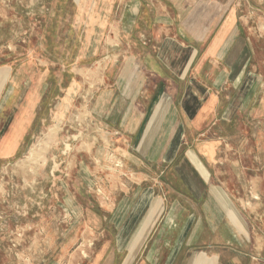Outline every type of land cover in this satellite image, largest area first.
Wrapping results in <instances>:
<instances>
[{
	"label": "rangeland",
	"instance_id": "rangeland-1",
	"mask_svg": "<svg viewBox=\"0 0 264 264\" xmlns=\"http://www.w3.org/2000/svg\"><path fill=\"white\" fill-rule=\"evenodd\" d=\"M159 3L173 20L178 0H0V141L28 100L34 106L21 149L0 154V264H126L116 245L119 205L133 206L149 187L161 198L162 223L175 203L198 212L175 166L205 140L219 142L212 170L264 231V0H234L247 73L223 91L204 132L183 135L174 164L129 165L111 119L97 116L113 46L146 35L126 31V13L138 6L154 15ZM179 247L174 264H187L192 247Z\"/></svg>",
	"mask_w": 264,
	"mask_h": 264
},
{
	"label": "crops",
	"instance_id": "crops-1",
	"mask_svg": "<svg viewBox=\"0 0 264 264\" xmlns=\"http://www.w3.org/2000/svg\"><path fill=\"white\" fill-rule=\"evenodd\" d=\"M152 6L154 15L136 13L138 6L126 13V31L139 28L146 35L135 33V43L113 46L117 53L96 103L97 116L111 119L119 136L115 149L135 167L174 164L183 135L205 131L223 107V91L244 78L249 61L234 0H178L171 21L167 8ZM33 108L28 100L13 116L12 128L1 136V155L21 149ZM218 144L196 143L175 166L201 204L198 212L175 203L162 223L161 198L149 187L140 191L133 206L119 205L116 245L118 252H128L126 264L143 250L144 258L136 264H174L184 243L193 250L187 264H264V231L254 227L212 170Z\"/></svg>",
	"mask_w": 264,
	"mask_h": 264
},
{
	"label": "bare ground",
	"instance_id": "bare-ground-1",
	"mask_svg": "<svg viewBox=\"0 0 264 264\" xmlns=\"http://www.w3.org/2000/svg\"><path fill=\"white\" fill-rule=\"evenodd\" d=\"M37 145H38V146H37ZM37 145H36V147L32 150V152H31V156H32V157H30V159L34 158V156L36 157V156H37L36 154H38V153L40 152L41 148L43 147L41 143H40V144H37Z\"/></svg>",
	"mask_w": 264,
	"mask_h": 264
}]
</instances>
